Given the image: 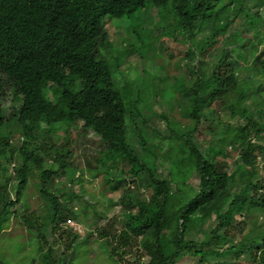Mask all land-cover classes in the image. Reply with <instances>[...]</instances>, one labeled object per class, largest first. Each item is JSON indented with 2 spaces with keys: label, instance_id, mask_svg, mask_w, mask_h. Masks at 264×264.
I'll return each instance as SVG.
<instances>
[{
  "label": "trees",
  "instance_id": "1",
  "mask_svg": "<svg viewBox=\"0 0 264 264\" xmlns=\"http://www.w3.org/2000/svg\"><path fill=\"white\" fill-rule=\"evenodd\" d=\"M221 1L0 0V100L7 86L13 102L7 117L0 107V130L16 121L21 136L19 146L12 145L8 131L0 137V233L9 215L21 216L31 239H38V264H75L83 255L79 249L87 242L78 241L66 225L68 219L78 221L69 204L80 198L71 191L55 193L62 184L60 173L69 178L75 174L67 163L70 151L37 138L42 131L84 127L103 143L104 162L128 167L118 168L117 177L110 175L105 183L111 182L115 191L128 176L136 184L119 198L122 228L112 235L102 233L108 237V251L99 246L107 264H176L185 255L194 264H264V0ZM166 6L175 24L164 26L151 44L155 53L162 46L166 54L165 40L184 36L185 72H168L167 77L175 85L168 101H175L177 111L183 109L185 122L169 123L161 114L167 135L152 131L149 137L136 123L145 124L152 108H138L139 86L127 79L128 70L118 71L131 52L138 57L132 66L142 67L145 59L133 47L139 43L142 49V34L131 28L137 37L120 63L119 56L108 63L99 51L110 52L113 45L106 17L129 18L153 7L163 19ZM167 56L170 70L172 53ZM113 73L120 77L113 79ZM155 84L149 82L150 93L162 99V84ZM207 134L213 142L205 139ZM150 141L168 163L166 178L155 177L156 155L145 148ZM226 143L236 155L231 164L226 161L230 154L222 152ZM94 169L100 170L98 165ZM33 175L42 205L26 216ZM192 176L196 186L188 183ZM139 187L150 189V195L136 197ZM19 204L21 213L15 210ZM48 212V227L57 236L44 249L46 242L36 232L46 227L40 220ZM59 244L63 249L54 257Z\"/></svg>",
  "mask_w": 264,
  "mask_h": 264
},
{
  "label": "rangeland",
  "instance_id": "2",
  "mask_svg": "<svg viewBox=\"0 0 264 264\" xmlns=\"http://www.w3.org/2000/svg\"><path fill=\"white\" fill-rule=\"evenodd\" d=\"M226 2L222 0L221 3ZM173 11L170 7H165L161 9L162 18H157V10L153 7H146L137 12L136 15L130 16L129 18L116 19L106 17L104 19V26L108 34V39L113 43L111 51L107 52L104 49L99 51L100 55L108 63L115 62V57L119 56L120 59L118 63L122 61V58L125 57L126 51H131V46L129 43L132 42L131 39H134L135 34L131 32V28L136 30L137 33L142 34V39L140 40L143 47L140 49V44H133L136 52L144 57L142 62V67L140 65L134 67L132 66L133 61L136 62L138 58L136 53L131 52L126 55L125 63H122V66L118 71H126L130 73L127 79H130L137 83L138 88V108L143 109L145 105L152 108L153 113L148 114L149 116L145 119V124H142L140 121L136 123V127L146 130L148 136L151 137L152 131L159 133L160 136L164 137L167 135V129L165 120L161 117V114L165 115L169 123H181L184 124L185 114L183 109L177 111L175 108V101L169 102L168 100L175 95V85H172V82L168 81V72L170 75L177 74L179 72H185L183 68L182 58L185 54V46L183 44V35L170 38L165 40L167 43V52L164 54L163 47H159L161 52L155 53L158 51L154 49L153 44H151L154 38L158 35H161L163 32V27L170 24H175L171 13ZM155 17V19H154ZM175 35V34H174ZM173 35V36H174ZM196 42L199 43L202 41V34L198 35L195 38ZM172 53V59L170 62L174 63L173 69L168 68L169 56L168 54ZM199 58V57H198ZM204 60V57L201 58ZM132 67L134 70L130 72L129 68ZM178 72V73H176ZM142 74V75H141ZM113 79L120 77V74L113 73ZM144 77V80H143ZM120 80H117V82ZM149 82H155L157 85L162 84L163 91L161 92L160 97L162 99L155 100V97L150 93ZM11 92L9 87H5L3 90V95L0 100V107L3 108L4 117H7L10 114V105L13 106V102L10 100ZM167 100V101H164ZM129 103V100H127ZM174 103V105H173ZM4 129L0 130V137L3 135L2 132L8 131L11 135L12 145L19 146L21 141L20 130L16 121H8L4 126ZM204 137V136H203ZM202 138V136H200ZM212 136L207 134L205 137L206 140H212ZM42 141V142H41ZM37 142L46 144L47 146H61L66 147L70 151V155L67 159L68 165L73 168L75 171L72 177H68L66 173H60V176L57 180L61 181V187L59 192L55 193L60 194L61 192H73L76 196H79V200H72L69 204L70 209L73 214L78 216V221L70 219L71 223L68 225L72 227L75 234L78 236V241L87 242L83 244L79 250L83 251V255L80 258L75 259V264H107V261L103 258L105 253L100 249L99 246L105 247V250L108 251L106 243L108 240L107 236H103L102 233H108L112 235L117 233L121 228L120 221L122 208L119 203V198L123 191L134 190L135 185L130 183L131 178L128 176L125 177V184L120 185L117 190L111 189V182L108 184L105 183L109 181L110 175L117 177L118 168L121 171H126L128 167L122 162L116 163L111 166V162H104L103 158V143L99 138L89 129L77 127L70 128L67 131L60 130L56 133H49L48 131H42L38 134ZM213 142V140H212ZM153 142L150 141L146 144L145 148L151 149L156 155V160L154 166L156 169V178H166L167 176V166L168 163L165 162L164 157L159 153V149L153 146ZM34 146L31 147L33 149ZM137 153L140 154L143 150H137ZM230 154L229 158L226 159L228 164H231L232 161H235L236 155L232 151L231 143H226L223 145L222 152ZM99 162V164H97ZM49 162H47V165ZM99 166L100 170L96 173L94 167ZM46 164H43L45 167ZM69 171V170H68ZM8 173L12 177L10 183V191L13 194L14 187L16 185L14 174L12 175V164L8 168ZM93 176V174H95ZM39 174L38 171H34V175ZM62 174V175H61ZM31 179V183H28L27 194L29 196L30 208L27 211V215L30 214L33 210H36L41 206V201L36 194V190L33 188L34 182H37L38 179L35 176ZM197 177L192 176L188 180V183L192 186H196ZM137 183V182H136ZM138 184V183H137ZM119 186V185H117ZM53 191V188H51ZM171 189L172 185H171ZM150 195V189L145 187H139L138 191L135 192V196L140 198H146ZM16 212L22 210L21 204L16 207ZM51 213L48 212L43 215L41 222L46 226L45 228H40V231L36 232L40 238H43V248L46 247L52 242L53 238L57 236H52L50 227ZM9 215V221L5 222L3 229L0 233V261L5 262L6 264H38L36 261V247L38 240L35 237V240L31 239L28 230L22 225L21 216L17 218ZM35 231V230H33ZM89 233L91 236H87ZM42 236V237H41ZM39 238V239H40ZM60 245V246H59ZM53 248V256H58L61 252V244ZM77 252L74 251L72 254L68 253L67 263L76 256ZM128 259H130L128 257ZM194 258L188 255L181 256L177 259L176 264H194ZM126 260L118 261V264H126ZM130 264L133 261L128 260ZM109 264H114L109 262ZM237 264H249L248 261L240 260Z\"/></svg>",
  "mask_w": 264,
  "mask_h": 264
},
{
  "label": "built area",
  "instance_id": "3",
  "mask_svg": "<svg viewBox=\"0 0 264 264\" xmlns=\"http://www.w3.org/2000/svg\"><path fill=\"white\" fill-rule=\"evenodd\" d=\"M66 223H67L68 225H70L71 220H70V219L66 220Z\"/></svg>",
  "mask_w": 264,
  "mask_h": 264
}]
</instances>
